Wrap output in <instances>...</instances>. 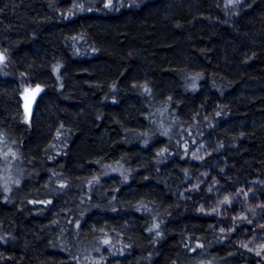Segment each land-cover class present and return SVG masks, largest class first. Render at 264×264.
<instances>
[{
	"label": "trees",
	"instance_id": "obj_1",
	"mask_svg": "<svg viewBox=\"0 0 264 264\" xmlns=\"http://www.w3.org/2000/svg\"><path fill=\"white\" fill-rule=\"evenodd\" d=\"M59 1L0 0V136L15 144L0 174V264H217L214 253L261 264L217 245L178 189L196 175L183 147L209 135L229 187L264 180V0H113L104 18L86 16L107 0L56 12ZM196 70L218 79L228 109L189 121L181 76ZM23 81L48 87L30 124L11 118ZM143 112L167 141L153 157L124 135ZM112 223L130 230L103 229ZM101 233L112 244H96Z\"/></svg>",
	"mask_w": 264,
	"mask_h": 264
},
{
	"label": "rangeland",
	"instance_id": "obj_2",
	"mask_svg": "<svg viewBox=\"0 0 264 264\" xmlns=\"http://www.w3.org/2000/svg\"><path fill=\"white\" fill-rule=\"evenodd\" d=\"M93 1L97 0H60L58 5L54 6V11L70 12L81 6L91 7V2ZM223 1L227 3L231 0H219L220 3ZM112 2L113 0H107L105 4L103 3L98 7L97 12L89 14L86 17L94 15L98 18H104L106 8H109ZM81 27L84 26L81 24ZM55 63L64 65L63 61ZM0 68L4 77L9 75V62L1 50ZM60 81L51 79L48 85L57 86ZM217 83L218 79L215 76L205 75L202 71L196 70L183 73L181 76L183 94L186 96L193 95V99L196 100L194 108L189 110L187 117H184L185 114L183 113L184 119L189 121L194 119L203 120L220 110L228 109L225 95L215 98L212 94ZM13 85L14 90H12L18 108L11 118L13 120H23L24 123L30 124L34 114L38 113L39 110L37 109L39 96L48 87L42 82H38L35 87H32L26 81H23L20 86L17 84ZM144 106L146 107V104ZM143 113L140 124L138 123V126L134 125L133 129L128 130V132L126 131L124 135L132 143L133 147H140L145 152L149 150L151 157H153V154L158 149L167 145V141L161 136L158 123L146 112ZM41 115H43L42 110ZM60 125V128H67V125L62 122ZM141 137L149 140L148 143L142 145ZM4 138V136H0V151L2 153L0 154V174L4 169L10 174L11 170L8 169L9 166L6 167V162H8L7 149L15 148V144H12L11 141L5 140ZM214 143L213 137L209 135L203 138H195L183 147L184 151H188L187 155L191 160L190 162L196 166V175L189 181H182L178 189L180 201L195 202L199 214L212 219L213 225L209 227L207 235L210 237L216 235L220 239V242L217 244L219 246L228 245L226 250L227 254L232 253L236 258L264 264V180H249L236 189L229 187L224 180V176L229 175V161L224 156L214 155ZM188 146L191 148L189 149ZM117 160L120 164L127 165L125 158L119 157L115 159V161ZM144 160L147 159L144 157ZM202 162H208V165L205 167L197 165ZM95 169L96 166L91 169V173H94ZM110 170L112 171V169H105V175H110ZM118 172L120 171L117 170ZM2 176L4 177H0V187L1 184L10 182L9 179L5 178V174H2ZM114 183L119 188L122 185L118 181H113L112 185L109 186H113ZM58 208L59 206H56V210ZM4 216L6 217L8 215L4 213ZM0 227L3 229L4 234H9L7 229L8 225L4 224V220H1V218ZM92 229H95V227H92ZM103 229L117 236L121 233V230H130L129 226L125 223L122 226L112 223L108 228L103 227ZM97 239L99 242H96V244H100V247L106 244H112V242L102 237V233ZM112 251L115 253V248ZM214 256L216 259L218 258L217 264H228L218 254L214 253ZM187 260L185 259L182 264H186ZM239 261L233 264H239ZM114 262H108L107 264H114Z\"/></svg>",
	"mask_w": 264,
	"mask_h": 264
}]
</instances>
